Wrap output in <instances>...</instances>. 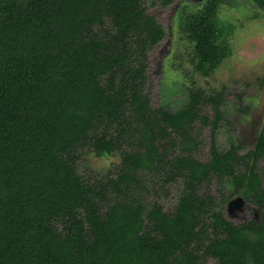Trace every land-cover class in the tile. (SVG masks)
I'll return each mask as SVG.
<instances>
[{
  "label": "trees",
  "instance_id": "obj_1",
  "mask_svg": "<svg viewBox=\"0 0 264 264\" xmlns=\"http://www.w3.org/2000/svg\"><path fill=\"white\" fill-rule=\"evenodd\" d=\"M145 1L0 0V264H264V127L241 153L237 135L215 139L231 123L223 91L151 106L148 52L165 29ZM224 1L178 13L203 76L230 55ZM198 122L210 126L206 161L193 156ZM87 153L119 161L82 168ZM150 179L178 185L171 211L147 203ZM234 195L258 218L227 219Z\"/></svg>",
  "mask_w": 264,
  "mask_h": 264
},
{
  "label": "rangeland",
  "instance_id": "obj_2",
  "mask_svg": "<svg viewBox=\"0 0 264 264\" xmlns=\"http://www.w3.org/2000/svg\"><path fill=\"white\" fill-rule=\"evenodd\" d=\"M203 2L172 0L164 6L154 0L145 1L147 13L153 15L165 29L163 39L148 52L145 92L153 108L166 106L178 110L185 104L189 90L202 89L207 94L223 91L225 104L222 109L231 123L227 130L216 133V142L220 148H226L230 141L228 135H237L243 145L241 153H244L253 148L259 131L264 127V9L258 8L251 0L223 2L218 16L227 26L224 40L230 48V55L217 69L203 76L194 70L192 45L178 27L179 10L183 6L198 9ZM202 113L210 119L211 107L205 106ZM194 130L197 147L193 156L199 161H206L210 155V126L198 122ZM170 151L169 156L177 153L175 148ZM118 161V154L97 157L87 153L80 166L89 165L104 171ZM256 170L264 188V159L258 161ZM148 182L150 189L151 185L154 186L146 196L147 203L157 201L165 211H171L178 199V185L163 188L156 179ZM209 191L217 195L215 183L210 185ZM224 215L230 221L239 223L257 219L259 212L240 195H234L225 203ZM204 263L214 264L215 260L208 258Z\"/></svg>",
  "mask_w": 264,
  "mask_h": 264
}]
</instances>
